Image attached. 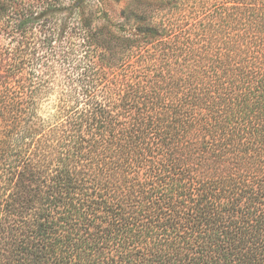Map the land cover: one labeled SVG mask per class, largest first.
Returning <instances> with one entry per match:
<instances>
[{
  "label": "trees",
  "instance_id": "obj_1",
  "mask_svg": "<svg viewBox=\"0 0 264 264\" xmlns=\"http://www.w3.org/2000/svg\"><path fill=\"white\" fill-rule=\"evenodd\" d=\"M131 2L0 0V264H264V0Z\"/></svg>",
  "mask_w": 264,
  "mask_h": 264
},
{
  "label": "rangeland",
  "instance_id": "obj_2",
  "mask_svg": "<svg viewBox=\"0 0 264 264\" xmlns=\"http://www.w3.org/2000/svg\"><path fill=\"white\" fill-rule=\"evenodd\" d=\"M97 3L103 5L104 9L107 11L109 23L118 22L122 18L121 11L122 9H127L128 3H132L133 0H94ZM37 29H44L40 26ZM45 30V29H44ZM58 44V42L56 43Z\"/></svg>",
  "mask_w": 264,
  "mask_h": 264
}]
</instances>
